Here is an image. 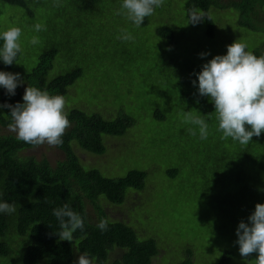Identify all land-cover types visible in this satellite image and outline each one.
<instances>
[{"label": "rangeland", "instance_id": "rangeland-1", "mask_svg": "<svg viewBox=\"0 0 264 264\" xmlns=\"http://www.w3.org/2000/svg\"><path fill=\"white\" fill-rule=\"evenodd\" d=\"M185 2L154 0L148 10L134 0H99L91 9H77L70 0H39L30 5L29 17L23 8L0 1V37L5 48L20 51L13 68L0 69V90L15 86L21 100L29 102L32 90L25 74L42 51L57 47L47 80L81 69L54 107L59 114L77 108L104 119L124 113L134 120L121 136L101 135L102 154L72 141L81 165L111 178L131 169L148 171L144 188L127 190L120 205L103 196L95 202L83 198L89 219L98 218L97 202L110 220L130 226L138 239H154L157 254L150 264H178L187 249L195 264H217L227 249L233 252L228 264H264V204L251 207L245 217L230 214L228 193L217 183L230 184V111L213 110L229 104L236 75L249 79L250 52L264 51V31L238 26L233 8L210 7L214 31L209 37L202 12L189 15ZM257 13L264 25V5ZM161 26L172 29L174 41L157 35ZM236 50L242 54L236 56ZM236 88L243 91L244 84ZM14 119L4 131L29 134L35 141L22 155L46 157L51 165L63 157L49 125L35 117ZM218 120L224 125L220 130L213 128ZM62 238L71 246L72 264H94L79 253L70 230ZM5 239L10 253L0 262L22 264L28 234L9 230ZM114 249L106 264L124 250Z\"/></svg>", "mask_w": 264, "mask_h": 264}, {"label": "trees", "instance_id": "trees-1", "mask_svg": "<svg viewBox=\"0 0 264 264\" xmlns=\"http://www.w3.org/2000/svg\"><path fill=\"white\" fill-rule=\"evenodd\" d=\"M0 1L23 8L29 17L34 11L30 5L39 4V0ZM98 1L70 0V3L77 9H91ZM134 2L148 10L155 7L154 0ZM263 5L264 0L225 3L186 0L184 7L189 15L202 12L206 35L211 37L214 23L208 15L210 7L233 8L238 12V26L264 31L257 13ZM157 35L168 42L173 40L168 26L159 27ZM4 46L5 40L0 37V69H11L20 51ZM57 53L55 46L45 49L39 54L36 65L25 74V82L32 90L29 102L21 100V91L15 86L0 90V258L10 253L5 235L11 230L20 236L28 234L30 238L22 254V264H72L71 246L62 238L64 231L70 230L79 253L94 264L108 263L115 247L124 250L111 264H150L157 254L154 239H138L130 226L110 220L97 202L94 206L98 218L90 220L83 200L95 202L103 196L108 202L120 205L127 190L144 188L148 171L131 169L121 177H106L97 168L85 169L71 147V142L75 141L82 149L102 154L105 146L101 135L121 136L134 120L124 113L104 119L98 113H86L77 108L59 114L54 107L66 94L67 87L80 76L81 69L76 67L47 80V72ZM235 54L240 56L242 51L236 50ZM248 68V80H243L240 74L234 77L235 81H230L229 104L213 109L230 111V138L227 139L230 140V184L217 183L228 193L225 201H230V214L238 213L236 216L241 217L248 215L251 207L255 209L264 204V51L251 50ZM238 83L244 84L243 91L236 88ZM222 102L225 103L224 98ZM15 115L35 117L55 131L54 146L63 153L55 165L46 157L37 159L34 155L21 154L33 147L35 141L29 134L17 136L4 131L15 124ZM222 124L223 121L218 120L213 128L220 130L224 127ZM192 255L187 249L186 257L178 264H195ZM232 256L230 249L225 250L217 264H228Z\"/></svg>", "mask_w": 264, "mask_h": 264}]
</instances>
